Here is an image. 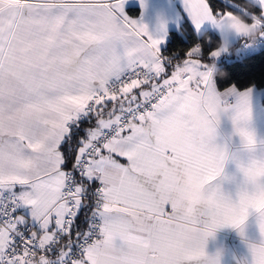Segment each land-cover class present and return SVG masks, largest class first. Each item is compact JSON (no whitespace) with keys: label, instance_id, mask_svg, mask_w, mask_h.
Segmentation results:
<instances>
[{"label":"snow or ice","instance_id":"snow-or-ice-1","mask_svg":"<svg viewBox=\"0 0 264 264\" xmlns=\"http://www.w3.org/2000/svg\"><path fill=\"white\" fill-rule=\"evenodd\" d=\"M124 3L0 0V264H219L207 238L224 226L243 236L249 210L264 207V155L240 161L217 131L231 113L242 150L256 151L250 94L217 90L208 66L226 49L204 42L202 28L230 42L227 22L239 15L259 41L264 0H183L201 42L182 64ZM194 120L208 144L160 133ZM230 155L243 175L235 200L223 188ZM196 157L209 162L198 174L217 201L183 212L171 170ZM249 249L251 264H264V244Z\"/></svg>","mask_w":264,"mask_h":264},{"label":"crops","instance_id":"crops-1","mask_svg":"<svg viewBox=\"0 0 264 264\" xmlns=\"http://www.w3.org/2000/svg\"><path fill=\"white\" fill-rule=\"evenodd\" d=\"M129 7H137L138 14L131 15L128 12ZM124 14L130 19H134L145 24L148 27L149 32L156 38H163L162 43L160 44V51L168 39L169 30L177 29L184 20L188 21L193 30L198 34L190 17L183 7V0H143V5L141 4V0H125ZM161 24L164 25L163 31L160 30ZM232 24L238 25V33L232 30ZM202 28L205 31L212 30L215 32L220 38L221 47L225 48L226 51L227 48L235 43L240 37L247 36L259 29L258 27L245 24L238 16L231 17L228 20L225 29L230 33L228 36L230 42H223V36L218 29L208 23H205ZM199 55L200 54L197 53L193 58H198ZM213 66L215 65L212 64L208 66V71L211 74ZM166 78H170V75ZM232 88L239 92L248 91L250 94L249 103L252 110L250 127L254 131L257 139L256 151L248 153L242 150L239 137L233 134V125L230 119L231 113L221 115L217 131L220 142L227 141L230 154L235 153L240 161L247 163L249 158L253 156L259 157L264 155V104L261 102V99L264 96V88L251 86L246 89L239 90L234 86H229L226 89L217 90L224 92L225 90ZM233 102H235V98H233ZM197 131L209 137V133L204 126L199 121L195 120L190 125L186 126L180 124L168 125L167 130L160 133L169 141L182 143L185 140H189L193 144L203 146L202 144L194 142V136ZM179 150L181 153L185 152L183 147H180ZM120 162L127 163L124 158H120ZM208 163L209 162L206 159L196 157L192 159L190 166H186V164L181 161L178 166L172 168L171 171L174 184L177 188V195H182L186 184L192 187L208 184V181L202 179L198 174L207 168ZM224 171L225 174L232 179L226 182L223 185V188L225 192L232 195L233 200H235L234 191L236 183L242 182L243 180V175L239 172L237 167V159L230 155V158L225 163ZM187 211L188 210H186V212ZM252 221L253 217H250L249 226L245 229L243 236L240 234L239 229L232 226H224L217 229L214 235L207 238L204 247L205 253L208 256L218 257L219 264H251L252 256L249 244L259 243L261 240L259 231L254 226Z\"/></svg>","mask_w":264,"mask_h":264},{"label":"trees","instance_id":"trees-1","mask_svg":"<svg viewBox=\"0 0 264 264\" xmlns=\"http://www.w3.org/2000/svg\"><path fill=\"white\" fill-rule=\"evenodd\" d=\"M215 2L223 6L224 0H215ZM232 3L233 0H228ZM240 4L244 3V0H238ZM128 12L131 15L138 14L137 7H129ZM241 20L244 21L243 17L237 15ZM206 36L204 42L209 39L213 41L212 47H216V43L220 42L219 36L212 30H206ZM260 32L257 29L255 32L240 37L235 43L227 48V51L219 58L215 59L213 63L219 72L223 75H216L214 77V83L218 90H223L229 86L242 90L248 87L254 86L256 88H264V38H262V45L254 52L238 56L237 48L241 45L244 40H247L252 35L259 36ZM198 34L193 30L188 21L184 20L177 29H170L168 32V39L161 50L164 58L175 57L174 63L181 64L182 61L187 57V52L193 44L200 43ZM172 68L166 69L168 76L172 72ZM144 87L133 89L129 95H137ZM264 104V96L261 99Z\"/></svg>","mask_w":264,"mask_h":264},{"label":"clouds","instance_id":"clouds-1","mask_svg":"<svg viewBox=\"0 0 264 264\" xmlns=\"http://www.w3.org/2000/svg\"><path fill=\"white\" fill-rule=\"evenodd\" d=\"M213 78L216 75H223L218 69L212 67ZM167 126H162L160 132L166 131ZM194 142L197 144L206 145L209 143V137L199 131L194 136ZM218 189L216 186H209L208 184L192 187L186 184L181 197V211L190 212L193 208L210 207L217 201ZM253 217L252 223L258 229L261 240L260 243L264 244V207L251 208L248 215L241 225L243 232L249 226V218Z\"/></svg>","mask_w":264,"mask_h":264},{"label":"built area","instance_id":"built-area-1","mask_svg":"<svg viewBox=\"0 0 264 264\" xmlns=\"http://www.w3.org/2000/svg\"><path fill=\"white\" fill-rule=\"evenodd\" d=\"M247 45L248 47H245V40L241 43V45L239 46V48H237V54L238 56L242 57L244 55L250 54L252 52H254L256 49H258L261 45H262V39H260L258 41V36L257 35H252L250 36L247 40ZM132 78H136V77H132ZM191 79V77H189ZM124 79H128L127 77H125ZM130 82V80L128 81ZM149 83H156L155 80L150 81ZM160 83H162V81H160ZM144 88H146L145 85H142ZM150 90V89H148Z\"/></svg>","mask_w":264,"mask_h":264},{"label":"rangeland","instance_id":"rangeland-1","mask_svg":"<svg viewBox=\"0 0 264 264\" xmlns=\"http://www.w3.org/2000/svg\"><path fill=\"white\" fill-rule=\"evenodd\" d=\"M243 21V20H242Z\"/></svg>","mask_w":264,"mask_h":264}]
</instances>
